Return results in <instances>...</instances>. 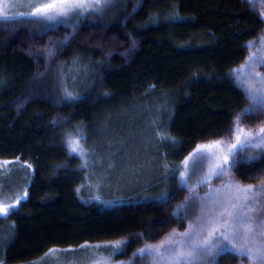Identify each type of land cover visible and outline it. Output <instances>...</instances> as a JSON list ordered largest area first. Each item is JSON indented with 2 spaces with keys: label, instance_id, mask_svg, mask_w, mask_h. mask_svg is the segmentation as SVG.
<instances>
[{
  "label": "trees",
  "instance_id": "obj_1",
  "mask_svg": "<svg viewBox=\"0 0 264 264\" xmlns=\"http://www.w3.org/2000/svg\"><path fill=\"white\" fill-rule=\"evenodd\" d=\"M261 7L253 10L249 0H119L75 27L0 22V160L34 166L28 197L0 218V264L122 239L118 257L130 258L145 243L185 230L184 160L199 144L228 135L239 117L264 123V113L243 114L251 101L232 76L249 55L247 43L264 30ZM72 65L79 82L66 88L60 73ZM79 124L111 138L115 144L104 142L120 158L129 147L150 150L155 178L106 200L79 195L86 171L64 135ZM250 153L257 159L241 151L231 173L260 183L264 156ZM241 260L226 252L217 264Z\"/></svg>",
  "mask_w": 264,
  "mask_h": 264
},
{
  "label": "snow or ice",
  "instance_id": "obj_2",
  "mask_svg": "<svg viewBox=\"0 0 264 264\" xmlns=\"http://www.w3.org/2000/svg\"><path fill=\"white\" fill-rule=\"evenodd\" d=\"M2 2L3 0H0V4ZM257 2L264 8V0H249L253 10ZM110 5L111 0H42L31 5L30 12L19 15H29L44 22H52L49 24L51 28L54 24L68 23L74 17H82L89 13L90 9L98 13ZM10 15L0 6V18L7 22ZM261 19L264 20V11L261 12ZM72 26L75 27V24ZM260 43L264 46V36L260 38ZM252 46L253 41H249L247 47ZM52 54L49 50L48 55ZM258 59L253 54L248 58L249 62L246 65H241V70L246 68L247 71H238L235 74V78L241 81L247 96L252 101V105L244 109L245 115L264 113V75L255 71ZM260 63L264 66V61ZM257 84L260 87H256ZM234 123L237 127L236 143L229 144L227 148L221 147V141L198 146L201 149H216L207 153L201 152L193 158V172L202 161H209L208 172L201 177L198 184H207L213 176L228 175L241 163L238 154L240 150L246 148L254 152L259 150L258 155L264 156V126L258 127L257 131L253 132L242 129L239 118ZM237 145L240 146L239 149ZM72 150H78L75 144ZM246 159H257V155L249 153ZM184 165L185 171L180 173L181 183L192 191L194 186L189 185L188 179H185L188 171L187 158ZM209 189L205 198L198 197L201 201L202 215L197 218V223L190 222L184 232L173 229L160 243L146 244L137 252L141 256L151 257L154 264H202L205 258L216 257L231 250L237 256L247 257L251 264H264V179L260 181L259 186H255L236 183L229 177L222 189L212 188L210 184ZM167 198V193H163L162 199ZM11 208L12 205L0 202V215H9ZM119 247V242L113 246L114 250ZM213 264L217 262L213 260Z\"/></svg>",
  "mask_w": 264,
  "mask_h": 264
},
{
  "label": "rangeland",
  "instance_id": "obj_3",
  "mask_svg": "<svg viewBox=\"0 0 264 264\" xmlns=\"http://www.w3.org/2000/svg\"><path fill=\"white\" fill-rule=\"evenodd\" d=\"M118 1L111 0V5L105 7L98 13L90 9L89 13H86L84 16L79 18L74 17L66 24L71 26L75 24V26H78L85 20H96L99 18V15L108 14L111 11L113 5H115V3ZM40 2H42V0H3L0 6H2L4 10L11 14L7 21L28 19L42 23L44 26L46 25V27H49V24L52 22H44L29 15H19V13L30 12L31 5ZM255 6L261 7L258 2L255 4ZM261 9L263 8L261 7ZM2 21L5 20L0 18V22ZM57 25L58 24H54V27ZM262 36H264V30L258 38L252 40L253 46L249 48L250 52L247 59L232 71V76L244 90V86L240 80L235 78V74L238 71H247L246 68L241 70V65H246L249 62L248 58L253 54L259 58L255 67V71L264 75V66H261L260 63V61H264V46H262L260 43V38ZM80 74L81 71L78 67L74 65L70 66L65 73L63 71L60 73L61 85L66 88H71L72 84L79 82ZM256 87H260V85L257 84ZM239 121L240 127L245 131L256 132L258 127L264 126V123L258 126L247 125L240 117ZM64 131L66 145L68 146L70 152L80 157L82 166L86 171L85 180L77 190L79 195L82 197L98 196L106 200L119 194L134 191L136 188L146 185L155 178L156 170L158 171V165L154 163L152 152L150 150H142L141 148L133 149L128 146V149H125L120 153L122 156L120 158L116 152V147L112 148L106 145L104 141H109V139L111 144L115 143L109 137L106 139L103 138L101 136V130L99 132H95L94 130V132H89V130H87L84 125L79 124L76 128H65ZM236 135L237 127L234 123L233 129L228 135L216 140L201 143L198 146L213 144L215 141H221V147L227 148L229 144L236 143ZM241 139H243L242 135ZM77 141L78 143H75ZM73 144H75V147L78 150H72ZM198 146L187 157L188 171L185 177V179H188L189 185L194 186V189L190 191L188 186H185L181 183V177L179 176L180 184L186 189L188 193V199L180 207V209L188 218V226L190 222L193 224L197 223V218L202 215L200 210L201 201L198 199V197L205 198V194L209 193L210 191L209 184L212 186V188L222 189L223 186L227 184L229 177H231V179L236 183L248 185V183L242 182L235 178L231 172L226 176H213L207 184H198V181L201 179V177L206 175L208 172L209 161H202L196 167L195 172H193V158L197 157L201 152L207 153L216 150L215 148L201 149ZM237 148L239 149L240 146L237 145ZM241 151H246L248 154L250 152H254L252 149L246 148L240 150L238 153ZM255 152L259 153V150H255ZM31 166L32 165L30 162H25L20 159L0 160V202H3L6 205H12L10 213L18 208L21 202L28 197V187L31 183L32 175L34 173V166L33 172L31 170ZM184 171L185 165L183 162L182 172ZM259 184L260 183H254L252 185L259 186ZM1 217H4V215H0V218ZM186 229H188V227ZM185 230L176 231L184 232ZM117 242L120 243V247L114 250L113 246L116 245ZM117 242L86 245L85 247L77 250L53 249L41 259L28 264H97L98 261L99 264H154V261L151 257L147 255L141 256L138 252H136L135 255L133 254L130 258H119V254L125 251L127 241L126 239H122ZM146 244L158 243H145L141 248H143ZM226 252L235 253L231 250ZM219 256L205 258L202 264H213V260L217 262ZM241 259L242 260L240 264H251L247 257H241Z\"/></svg>",
  "mask_w": 264,
  "mask_h": 264
}]
</instances>
